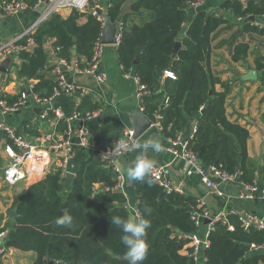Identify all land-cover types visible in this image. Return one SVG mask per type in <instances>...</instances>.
Wrapping results in <instances>:
<instances>
[{"label": "trees", "instance_id": "trees-1", "mask_svg": "<svg viewBox=\"0 0 264 264\" xmlns=\"http://www.w3.org/2000/svg\"><path fill=\"white\" fill-rule=\"evenodd\" d=\"M20 1L32 7L41 0ZM188 1L192 0H138L134 3L133 13L146 10L150 18L142 25L132 26H126L124 20L117 47L118 62L125 72L132 70L145 86L148 94L142 98L143 114L152 123L159 117L160 129L166 138L175 139L194 121L195 132L187 149L196 155L202 166L220 168L237 177L240 183L254 185L256 167L246 152L248 131L227 120L226 93L215 91L218 79L208 68L212 35L228 20L221 15L199 12L184 30ZM124 2L109 0L106 12L112 22L119 19ZM222 8L230 17H264V0L247 1L245 5L230 1ZM84 15L87 21L79 25ZM250 27L245 25L244 30H254ZM100 34V22L87 13L73 11L66 19L52 15L31 35L33 49L18 52L22 61L18 77L38 81L32 93L40 99L49 98L56 78H45V70L54 68L48 66L52 57L44 49L45 42L53 39L52 49H58L56 60H70L74 56L84 61L85 64L80 62L83 67L91 59ZM27 39L19 41V46H26ZM178 40L181 46L172 57L174 43ZM246 50V46L238 45L233 60L243 58ZM136 59L137 65L134 64ZM166 71L175 78L165 77ZM77 95L80 96L77 92L61 94L55 99L54 109L63 115L57 130L65 129L64 120L71 116L98 109L87 96L76 103ZM166 98L168 105L164 106ZM54 109L49 111L47 119L57 118ZM89 131L94 133L97 128L90 127ZM73 171L74 178L65 198L60 196L64 188L63 170L59 166L52 167L41 180L15 197L13 205L17 206L18 217L10 221L12 227L6 234V248L33 252V264H127L121 258L126 253L121 243L123 233L112 223L113 217L129 219L126 197L117 188V174L96 152ZM147 179L152 181L151 186ZM146 181L134 182L138 220L151 222L146 236L149 251L141 264H195L179 252L187 244L183 236L198 230L191 218L193 212L201 211L196 200L177 193L166 194L150 176ZM62 211L73 217L71 226L56 224ZM5 231L6 227L0 228V234ZM208 240L210 246L204 252V264H264V251L250 252L252 244L264 245V233L254 229L244 231L233 216H228L225 224L214 223Z\"/></svg>", "mask_w": 264, "mask_h": 264}, {"label": "crops", "instance_id": "crops-1", "mask_svg": "<svg viewBox=\"0 0 264 264\" xmlns=\"http://www.w3.org/2000/svg\"><path fill=\"white\" fill-rule=\"evenodd\" d=\"M6 1L12 0H0V47L11 43L31 25L42 13H40V8L43 6H38L36 3L32 7H27L23 2L25 4L23 12L7 16L3 13L2 8V4ZM137 1L125 0L121 9V15L116 21L117 29L118 25L119 27L121 24L123 26L124 20H126V26L142 25L149 20V11L132 12L131 7ZM230 1L204 0L203 4L197 9L188 7V1L185 8V21L182 27L185 30L199 12L214 16L221 15L228 20L227 24L221 25L212 35L208 68L212 75L218 79L214 87L215 91L226 93L224 110L227 120L245 127L248 131L246 142L247 158L256 167L255 185L262 191L264 190V17H254L252 23L246 22L247 18L230 17L228 12L222 8L224 3ZM108 2L109 0H91L90 6L96 7L104 15L107 14ZM238 2L243 5L246 3L244 1ZM73 11L77 10L64 8L59 12L58 16L61 19H66ZM82 13L91 15L89 8ZM86 21L87 17L84 15L79 19L78 24L83 25ZM248 24L254 30H244V26ZM99 38L101 40V34ZM119 40L115 46L103 45L104 50L99 67V70L106 75V81L103 84H98L90 76H78L69 71H64L68 83L78 85L86 90L85 95L80 94V96L77 95L74 98L76 103H79L82 97L87 96L93 104L98 106V109L92 112H96L94 119L84 123L79 119H70L69 122L64 120L66 127L62 131H59L57 130V126L60 119H41L39 113L45 106H39L32 102L26 108L12 114L3 115L0 111V122L11 125L27 141H31L34 136L44 132L52 134L54 139H62V134L67 126L70 128L84 126L88 130L90 127L97 128V131L94 133L89 131L91 139L89 147L85 149L75 147L72 164L76 165V167L92 155L95 149L110 145L112 140L125 129L131 130L130 114L136 112L143 114L142 98L144 96L137 95L136 82L133 78L124 77L122 66L117 59ZM52 43L53 39H48L45 42V51L53 48ZM238 45L246 46L247 50L243 58L234 61L233 56ZM24 47L25 49L22 48L17 51L13 49L8 53L0 55V65L4 61H8V72H0V98L9 103L15 100L19 93L27 91L31 85L34 86L38 82L19 78L17 75L22 63L18 57V52L21 50L31 51L34 47L33 40L32 42H27V45ZM80 62L85 64L84 61ZM55 63L56 59L52 58L48 61V66L51 68ZM250 71L255 72L256 79L248 80L245 78V75ZM45 72V78L53 80L55 77L53 69L45 70ZM69 79H71V82L68 81ZM194 129L195 122L191 121L187 130L183 132L185 140L192 138ZM148 139H158L163 145L164 150L160 153H155L151 149L146 153L141 150L131 151L116 158L115 167L118 169L120 175H124L125 169L133 166L137 157L143 155L154 160L155 165L164 166V178L172 185V188L180 190L177 194L191 197L196 202H201L200 209H205L210 216L235 211L237 214L249 213L264 219V199L242 200L235 198L236 194L241 191L240 181L237 177L229 182L222 183H219L216 178L211 177L212 181L218 183L219 189L222 192L221 195H216L213 190L207 189L202 184L198 174L189 172L187 165L181 158L175 157L172 153L168 152L167 149L171 146V140L163 135L160 129L159 117H157V121L152 123L149 130L137 142L143 143ZM71 142L76 145L77 138L72 136ZM175 149L179 153L181 152L179 146ZM12 153L13 149L9 141L0 133V228L6 227V231L0 234V246L5 249V253L0 256V264H33L35 260L33 252H21L14 248H6V234L8 229L12 227V223H10L12 220L9 216L14 208L15 197L41 180L49 173L52 167L57 166L62 153L57 151L52 157L50 166L46 167L42 173L36 174V176L31 175L28 179L16 185H8L3 179L2 168L9 161ZM30 167L31 164H27V168ZM62 170L64 192L60 196L65 198L68 193V188L64 187L65 175L68 172L74 173V171L71 170V166L69 171ZM125 184L126 182L123 181L120 191L126 197V208L129 212V218L135 217L138 221L136 212L137 195L134 190V182H132L133 186L131 188H127ZM96 188H99V185H96ZM233 217L236 218L235 216ZM204 221H202L201 226L195 232L198 237H203L208 231V224H205ZM188 249L189 244H186L179 254L186 256ZM204 261V258L200 259L199 264H204Z\"/></svg>", "mask_w": 264, "mask_h": 264}, {"label": "built area", "instance_id": "built-area-1", "mask_svg": "<svg viewBox=\"0 0 264 264\" xmlns=\"http://www.w3.org/2000/svg\"><path fill=\"white\" fill-rule=\"evenodd\" d=\"M231 1H255V0H231ZM91 0H41L37 4L45 5L44 11L40 16L29 25L20 35H18L11 43L0 47V55L8 53L10 50L17 51L25 49V47L19 46L18 42L23 38L28 37L27 42H32L31 35L36 29L48 20L52 15H58L59 12L64 8L74 9L79 12L87 11L95 17L101 24L104 25L103 15L98 11L96 7L90 6ZM204 0H192L188 2V7L191 9H197L203 4ZM3 13L7 16L16 15L25 10V4L20 0L6 1L2 4ZM122 24L118 25L117 29V41L121 37ZM104 46L101 44L100 38L95 42L93 55L86 66H81L80 61L76 57H71L70 60L60 58L56 60L54 64L53 73L56 78V85L53 88L52 95L47 99H40L36 94L32 93L33 85H31L27 91H22L18 94L15 100L11 103L6 102L0 98V111L3 115L12 114L19 110L26 108L30 103L34 102L36 105L45 106L41 109L39 115L41 119H46L48 113L52 109L51 104L54 103L55 99L61 94L70 95L72 93H79L85 95L86 90L78 85L68 83L67 78L64 75V71H69L75 75L82 76L87 75L92 77L98 84H103L106 81V75L99 70L100 61ZM58 49H50L49 56L55 58ZM123 70V68H122ZM124 77L133 78L137 84V95L145 96L148 94L144 85L139 81V78L133 73L132 70L125 72L122 71ZM165 77L174 79V75L171 72L166 71ZM168 105V98L164 101V106ZM55 110V109H54ZM55 115L58 119H62L63 115L59 110H55ZM96 117L95 113H85L84 115L75 114L68 118L79 119L82 123L90 121ZM195 132V129H194ZM193 132V133H194ZM0 133H2L9 141L10 146L13 149L12 156L10 157L7 164L2 168L3 179L8 185H16L20 182L28 179L29 176L42 173L46 167L52 163V157L57 151L61 152L60 161L57 166L61 169L69 171L74 158V149L82 148L85 149L90 146V133L88 128L81 126L76 128H70L67 126L66 130L62 134V139H54L52 134L49 132L40 133L33 137L31 141H27L22 134H18L17 131L9 124L0 122ZM77 138V143L74 145L71 142V137ZM193 136V135H192ZM132 131L125 129L118 137L114 138L110 145L105 148H97L95 152L101 161L107 162L117 174V188L121 189L123 181L120 179L121 175L118 169L115 167L116 158L131 151H138L137 149L127 150L122 149L120 146L121 141L132 142ZM188 140H185L183 133H178L175 139L171 140V146L167 149L168 152L172 153L173 156L181 158L189 172H194L200 176L202 184L216 195H221L222 192L219 189L218 183L211 180V177L216 178L219 183L229 182L236 178L228 172L214 167H203L196 155L187 149ZM137 142V141H135ZM138 143V142H137ZM181 148L179 153L175 148ZM27 164H31L30 168H27ZM205 168V169H204ZM165 167L162 165H155L150 177L151 179L166 193L170 194L173 192H180L179 189L172 188V185L164 178ZM241 191L236 194V199L242 200H254L264 199V190L260 191L256 185H245L240 183ZM230 198V197H228ZM197 207L200 209L201 202H196ZM228 216H235L238 223L244 231L254 229L264 233V219L258 218L255 215L249 213L237 214L235 211L227 213H220L214 216H210L205 209H201L200 212L192 213V220L197 228L202 224V221H208V231L203 237H198L196 233L184 235L183 238L187 240L189 249L186 257L192 260L195 264H199V260L204 258V252L209 248L210 243L208 240V234L213 228V224L216 222L227 223ZM233 230L232 227H229ZM264 249V245L250 246V252H261ZM5 253V249L0 246V256Z\"/></svg>", "mask_w": 264, "mask_h": 264}, {"label": "clouds", "instance_id": "clouds-1", "mask_svg": "<svg viewBox=\"0 0 264 264\" xmlns=\"http://www.w3.org/2000/svg\"><path fill=\"white\" fill-rule=\"evenodd\" d=\"M120 146L122 149H137L144 153L148 152L149 149L155 153H160L164 150L163 145L158 139H148L143 143H137L134 140L131 143L128 141H121ZM154 167V160L143 155L138 156L135 164L127 167L124 175H121L120 179L126 182L125 186L136 181L143 183L146 181V178L151 175ZM146 182L151 186L152 181L150 179H147ZM72 220L73 217L70 214L66 211H62V215L57 218L56 224L61 227L71 226ZM112 223L119 226L123 233L121 243L126 249L124 259L127 261V264H141V262L146 259L149 251L146 236L147 229L151 227V222L143 218L137 221L135 217L129 218L128 220L113 217Z\"/></svg>", "mask_w": 264, "mask_h": 264}, {"label": "water", "instance_id": "water-1", "mask_svg": "<svg viewBox=\"0 0 264 264\" xmlns=\"http://www.w3.org/2000/svg\"><path fill=\"white\" fill-rule=\"evenodd\" d=\"M45 9V5H43L40 8V13L43 12ZM103 19H104V25L101 31V44L104 46H115L118 44V41L116 39L117 36V23L116 22H112L110 20V18L108 17L107 14L103 15ZM254 21V17L250 16L246 19V22L252 23ZM175 34V33H174ZM180 42L176 41L174 43V47H173V53H172V57H175L176 52L178 50V48H180ZM143 50L140 51V53H142ZM7 64L8 61H4L1 65H0V72L1 73H7ZM135 65L138 64V60L136 59L134 62ZM245 78L248 80H254L256 79V74L253 71L248 72L245 75ZM69 82H71V79L68 80ZM52 109L55 108L54 103L51 104ZM130 121H131V131H132V141H137L147 130H149V128L151 127L152 123L150 122V120H148L141 112H136L134 114H130ZM96 136V135H95ZM76 168V165H71V170H74ZM240 170H237V173H239ZM74 178V173L72 172H68L65 175V183H64V187L67 189L72 180ZM133 186V184H129L126 187L127 188H131ZM18 217V213H17V206H14L9 218L11 220H15ZM205 224L208 223V221H204ZM123 260L124 256L121 257ZM202 259V258H201Z\"/></svg>", "mask_w": 264, "mask_h": 264}]
</instances>
